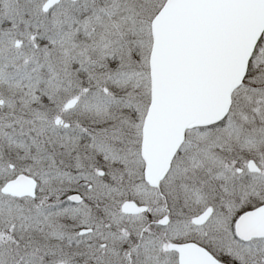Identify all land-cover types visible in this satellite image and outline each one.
<instances>
[{
  "label": "snow or ice",
  "instance_id": "1",
  "mask_svg": "<svg viewBox=\"0 0 264 264\" xmlns=\"http://www.w3.org/2000/svg\"><path fill=\"white\" fill-rule=\"evenodd\" d=\"M0 264H264V0H0Z\"/></svg>",
  "mask_w": 264,
  "mask_h": 264
}]
</instances>
